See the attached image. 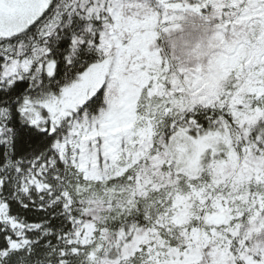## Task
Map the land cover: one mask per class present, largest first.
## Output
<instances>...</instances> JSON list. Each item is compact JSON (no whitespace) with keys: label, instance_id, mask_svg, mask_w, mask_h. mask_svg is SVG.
Masks as SVG:
<instances>
[{"label":"snow or ice","instance_id":"6c2138e0","mask_svg":"<svg viewBox=\"0 0 264 264\" xmlns=\"http://www.w3.org/2000/svg\"><path fill=\"white\" fill-rule=\"evenodd\" d=\"M0 264H264V0H0Z\"/></svg>","mask_w":264,"mask_h":264}]
</instances>
